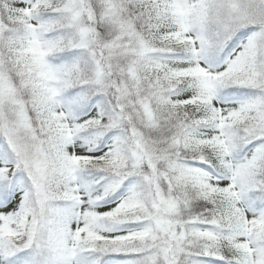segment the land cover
<instances>
[{
  "label": "snow or ice",
  "instance_id": "obj_1",
  "mask_svg": "<svg viewBox=\"0 0 264 264\" xmlns=\"http://www.w3.org/2000/svg\"><path fill=\"white\" fill-rule=\"evenodd\" d=\"M0 264H264V0H0Z\"/></svg>",
  "mask_w": 264,
  "mask_h": 264
}]
</instances>
